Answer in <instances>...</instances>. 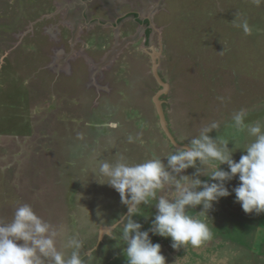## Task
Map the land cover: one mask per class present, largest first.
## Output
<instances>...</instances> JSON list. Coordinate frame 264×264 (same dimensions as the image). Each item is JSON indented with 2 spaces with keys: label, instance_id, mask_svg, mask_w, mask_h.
Listing matches in <instances>:
<instances>
[{
  "label": "rangeland",
  "instance_id": "obj_1",
  "mask_svg": "<svg viewBox=\"0 0 264 264\" xmlns=\"http://www.w3.org/2000/svg\"><path fill=\"white\" fill-rule=\"evenodd\" d=\"M62 2L0 0V222H10L21 203L29 204L43 220L78 235L84 264H127L119 230L100 237V228L128 209L92 172L98 160L113 162L120 154L139 163L176 150L154 102L161 85L151 53L160 51L156 74L169 87L158 100L176 142L187 145L217 121L220 128L210 135L230 140L238 161L253 138L235 132L232 114L243 108L246 122L264 123V0H152L147 11L137 10L147 22L134 19L128 32L114 37L125 18L118 20L102 49L84 47L90 35L83 25L81 41L62 36L69 27ZM128 6L115 9L124 16ZM116 18L114 13L102 24L111 27ZM99 33L102 28L97 40ZM130 135L138 139L129 142ZM193 172L189 167L184 174ZM238 183L233 178L226 186L231 192ZM154 203L140 205L133 216L141 230L150 227ZM201 210L186 209L211 229L200 247L173 249L170 237L149 233L166 264H264V213L245 214L234 193L214 202L208 215Z\"/></svg>",
  "mask_w": 264,
  "mask_h": 264
},
{
  "label": "clouds",
  "instance_id": "obj_2",
  "mask_svg": "<svg viewBox=\"0 0 264 264\" xmlns=\"http://www.w3.org/2000/svg\"><path fill=\"white\" fill-rule=\"evenodd\" d=\"M248 115V110L242 108L231 116L235 132L246 131L253 138L238 161L233 159L235 150L228 147L230 140L210 135L220 128L217 121L187 139L186 147L174 146L176 150L164 156L153 155L142 162L129 163L120 154L113 162L97 161L92 173L95 176L98 172L104 178L97 182L112 187L128 209L116 224L126 245L123 255L127 264H166L161 245L152 242L150 232L170 237L173 249L187 245L197 248L209 240V225L187 214V208L202 205L201 211L207 210L208 215L214 202L234 193L235 202L245 214L264 213V123L246 122ZM134 139L138 137H128L129 142ZM224 164L227 169L221 167ZM189 167L194 172L184 174ZM201 176L208 179L202 180ZM233 178L239 183L230 192L226 184ZM152 201L156 209L154 218L147 230H141L142 225L133 216L140 213V205ZM110 237L116 239L114 235ZM58 241L61 247L57 246ZM81 248L78 235H69L63 227L43 220L29 204L21 203L10 222H0V264H84Z\"/></svg>",
  "mask_w": 264,
  "mask_h": 264
},
{
  "label": "crops",
  "instance_id": "obj_3",
  "mask_svg": "<svg viewBox=\"0 0 264 264\" xmlns=\"http://www.w3.org/2000/svg\"><path fill=\"white\" fill-rule=\"evenodd\" d=\"M61 1L64 2V3L62 2L64 4L62 5L63 10H64L63 12L64 24H67L69 26V27L67 26L65 27V30L62 36H65V37H68L69 35L73 36L74 39L72 43L73 44L77 43L78 41H81L78 38L79 35L84 34V31H82L81 29L84 26V28H86L87 30L86 33L90 35V38L88 39V41L87 39L85 40L87 42L84 41V47L85 46L88 47L91 44H96L97 45L96 49H98V47L100 46H101L100 49H102V48H105L108 38H110L113 35L114 37L115 35H119L117 32L121 33L122 31L123 32L129 31V29H126L128 31H125V28H127L126 26L128 22L136 23V20H138L139 22H142L141 20L147 19L148 17L140 18L139 12L137 10L140 9V10L147 11L146 6L152 0H61ZM83 2L85 3V7H83L81 11L76 10L74 8L76 6H84ZM116 4H118L119 6L123 4L124 5L127 4L128 6L129 4L128 7L130 8L125 10L126 12H124L125 14L124 16H121L122 14L120 15L115 9L118 6ZM86 7L87 9H85ZM114 13L117 14V18H116V21H113L111 23V27H109L108 25L102 24V20L108 19V17L113 16ZM122 18L123 19L125 18V21H123L122 25H119L118 31L114 30L113 35H112V32L109 30V28H115L117 23L121 21ZM101 28L103 29L104 33H99V35L103 37L104 39L100 38L97 40L96 38V36H98L97 32L101 30ZM145 29L146 27L144 28L143 32H145ZM61 32H62V29H61ZM76 37L77 39H75ZM84 52L86 54V57H88L91 60H94L93 56L87 53L88 51L87 52L84 51Z\"/></svg>",
  "mask_w": 264,
  "mask_h": 264
},
{
  "label": "water",
  "instance_id": "obj_4",
  "mask_svg": "<svg viewBox=\"0 0 264 264\" xmlns=\"http://www.w3.org/2000/svg\"><path fill=\"white\" fill-rule=\"evenodd\" d=\"M127 42V40H124L123 42H121L120 44H117L114 48V50L111 52L110 56L114 54V52L116 51H119L124 45L125 43ZM160 54V51H155L153 53H151V56H152V59H153V72L154 74L156 75V78L158 80V82L160 83L161 85V89L158 90L154 96V102L156 104V109H157V112L160 116V124L163 128V130L166 132L168 138L170 139V141L176 146V147H186L187 145H181V144H178L174 138V136H172V134L169 132L168 130V125H167V122H166V119H165V116H164V112L162 110V107H161V101L158 100V97L165 93L168 89V84L164 81H162V79L160 77L157 76L156 74V64H155V61H156V57L159 56ZM104 64V63H103ZM158 65V64H157ZM102 66V65H101ZM127 214V212H126ZM125 214V215H126ZM119 221H117L115 224H112L110 226H102L100 228V237L105 233V232H110V230H113L116 226V224L118 223Z\"/></svg>",
  "mask_w": 264,
  "mask_h": 264
},
{
  "label": "trees",
  "instance_id": "obj_5",
  "mask_svg": "<svg viewBox=\"0 0 264 264\" xmlns=\"http://www.w3.org/2000/svg\"><path fill=\"white\" fill-rule=\"evenodd\" d=\"M145 21L147 22L148 20L145 19ZM149 33H150V28L147 27V28H146V31H145V38H146V41H147V38H148V34H149Z\"/></svg>",
  "mask_w": 264,
  "mask_h": 264
},
{
  "label": "flooded vegetation",
  "instance_id": "obj_6",
  "mask_svg": "<svg viewBox=\"0 0 264 264\" xmlns=\"http://www.w3.org/2000/svg\"><path fill=\"white\" fill-rule=\"evenodd\" d=\"M140 24H141V22H140ZM146 28H147V26H146ZM145 31H146V29H145ZM144 36H145V32H144ZM146 38H144V40H145Z\"/></svg>",
  "mask_w": 264,
  "mask_h": 264
}]
</instances>
